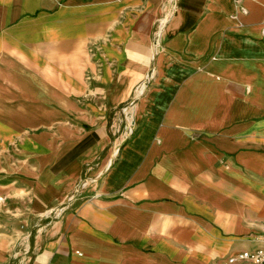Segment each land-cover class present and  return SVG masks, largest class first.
<instances>
[{"label":"crops","instance_id":"obj_1","mask_svg":"<svg viewBox=\"0 0 264 264\" xmlns=\"http://www.w3.org/2000/svg\"><path fill=\"white\" fill-rule=\"evenodd\" d=\"M258 248L264 0H0V264Z\"/></svg>","mask_w":264,"mask_h":264},{"label":"built area","instance_id":"obj_2","mask_svg":"<svg viewBox=\"0 0 264 264\" xmlns=\"http://www.w3.org/2000/svg\"><path fill=\"white\" fill-rule=\"evenodd\" d=\"M241 1V0H237ZM143 89L140 88L139 93L143 94ZM2 199V198H1ZM238 261H247L252 264H264V250L262 248H258L255 250H244L238 252L234 256L230 258V262H238Z\"/></svg>","mask_w":264,"mask_h":264},{"label":"rangeland","instance_id":"obj_3","mask_svg":"<svg viewBox=\"0 0 264 264\" xmlns=\"http://www.w3.org/2000/svg\"><path fill=\"white\" fill-rule=\"evenodd\" d=\"M130 122H131V119H130Z\"/></svg>","mask_w":264,"mask_h":264}]
</instances>
